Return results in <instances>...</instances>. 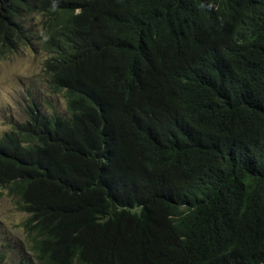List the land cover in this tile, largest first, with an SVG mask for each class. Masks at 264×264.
<instances>
[{"label":"trees","instance_id":"16d2710c","mask_svg":"<svg viewBox=\"0 0 264 264\" xmlns=\"http://www.w3.org/2000/svg\"><path fill=\"white\" fill-rule=\"evenodd\" d=\"M34 14L67 115L0 135V194L35 261L264 264V0H0V51Z\"/></svg>","mask_w":264,"mask_h":264},{"label":"rangeland","instance_id":"374dc122","mask_svg":"<svg viewBox=\"0 0 264 264\" xmlns=\"http://www.w3.org/2000/svg\"><path fill=\"white\" fill-rule=\"evenodd\" d=\"M43 22L42 15L28 16L24 26L36 35L11 52L0 51V135L24 122L25 110L32 104L45 114L67 115L63 93L51 92L44 72L49 55ZM26 218L11 198L0 194V247L5 264H38L22 226Z\"/></svg>","mask_w":264,"mask_h":264},{"label":"clouds","instance_id":"9594fccd","mask_svg":"<svg viewBox=\"0 0 264 264\" xmlns=\"http://www.w3.org/2000/svg\"><path fill=\"white\" fill-rule=\"evenodd\" d=\"M79 12V10H76V13H78Z\"/></svg>","mask_w":264,"mask_h":264}]
</instances>
